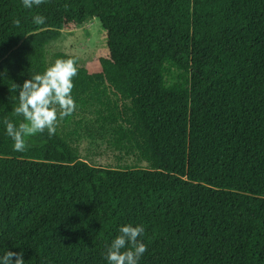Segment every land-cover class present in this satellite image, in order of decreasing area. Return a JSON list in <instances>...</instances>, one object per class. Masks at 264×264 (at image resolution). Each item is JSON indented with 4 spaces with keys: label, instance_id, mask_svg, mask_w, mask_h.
Wrapping results in <instances>:
<instances>
[{
    "label": "trees",
    "instance_id": "1",
    "mask_svg": "<svg viewBox=\"0 0 264 264\" xmlns=\"http://www.w3.org/2000/svg\"><path fill=\"white\" fill-rule=\"evenodd\" d=\"M0 264H264V0H0Z\"/></svg>",
    "mask_w": 264,
    "mask_h": 264
},
{
    "label": "rangeland",
    "instance_id": "2",
    "mask_svg": "<svg viewBox=\"0 0 264 264\" xmlns=\"http://www.w3.org/2000/svg\"><path fill=\"white\" fill-rule=\"evenodd\" d=\"M107 35L98 19L91 20L81 28L65 27L61 37L49 43L44 49V59L47 65L56 62L60 54L76 57L81 67L86 68L91 74L102 71L101 59L109 58ZM80 157L98 166L118 167L125 166L142 170H149V163L140 155L137 149L134 156L122 163L114 159L113 155L96 157L99 147L90 140H83L77 146Z\"/></svg>",
    "mask_w": 264,
    "mask_h": 264
}]
</instances>
